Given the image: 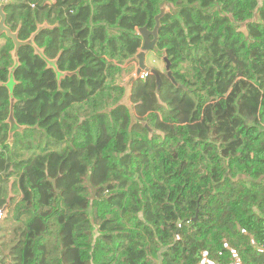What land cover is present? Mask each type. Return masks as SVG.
I'll return each instance as SVG.
<instances>
[{
    "label": "trees",
    "instance_id": "1",
    "mask_svg": "<svg viewBox=\"0 0 264 264\" xmlns=\"http://www.w3.org/2000/svg\"><path fill=\"white\" fill-rule=\"evenodd\" d=\"M161 1L5 7L20 40L37 23L52 24L36 45L49 59L60 53V71L78 73L58 88L33 48H19L14 117L32 128L15 133L11 148L0 86V207H10V191L21 194L5 217L12 225L0 264H264V0H180L195 6L165 11L155 43L174 82L158 68V92L152 74L132 82L130 130L125 107L100 112L122 95L116 79L140 51L138 29H153ZM2 38L5 82L13 44ZM66 155L81 170L64 190L48 165ZM88 172L94 198L82 184Z\"/></svg>",
    "mask_w": 264,
    "mask_h": 264
},
{
    "label": "water",
    "instance_id": "2",
    "mask_svg": "<svg viewBox=\"0 0 264 264\" xmlns=\"http://www.w3.org/2000/svg\"><path fill=\"white\" fill-rule=\"evenodd\" d=\"M11 1L12 0H0V37L2 35H4L5 37L9 38L13 44V48L9 51L12 64L8 68L7 80L5 82H0V86L5 87L8 91L9 111H8L7 117L5 118V120L3 122L8 126L6 143L9 145L10 148L13 146L15 133H21V132H23V130H25L27 128H32L28 125L19 124L14 117V105L16 102V99L14 97V89H15L16 85H18V82L15 80V77H14V72L20 64L19 58H18L19 48L21 46H26V45L31 46L33 48V54L38 55L40 58H42L44 60V62L46 63V68H52V70L54 71V73L56 75L58 88H60L61 79L78 73V70L60 71L57 67V60L59 58L60 53L55 58L49 59L44 55L43 48H40L38 45H36V43H35L36 35L42 29L51 27L50 25H48V23L46 21H44L42 23H37L36 29L25 40H20L18 38V31H19L20 24L15 30H11V28L6 24L5 7L7 5H9L11 3ZM167 3L168 2H166L165 0H162L159 3V13L155 16V25H154L152 30H148L145 26L140 27L138 29V33L142 37V46L140 48V51L135 55V59L137 60V66L134 70V73L130 74L125 81L121 82V86L123 87L122 96L112 106L104 108L103 110L100 111L101 113L108 114L113 109H115L117 107H120V106L125 107L128 111V114H129V124H128L129 130L137 122V120L134 116V113H133L132 105L130 103V88H131L132 82L136 78H138L140 72L143 71V72H146L147 74H152L153 76H155L156 91L157 92L161 88L160 75L155 68L150 67L146 64L145 53H146V51H150V50L156 52L155 43H156V40L158 37L157 28L159 25V17L164 13L163 8ZM178 3H179L178 9L180 7H183V6H189V7L195 6L193 4L182 3L180 0H178L176 3H168V4L173 5V4H178ZM173 14L176 15L177 12H175ZM52 28H53V26H52ZM162 60L165 64V69H166L168 77L171 79L172 82H174V79L171 75V71L169 69L170 63H169L168 59L166 57H163ZM180 86H182V85H180ZM34 127H36V126H34ZM50 181L52 182V184L55 188V179H50ZM56 191H58V190L56 189ZM94 192H95V189L93 191L92 198H94Z\"/></svg>",
    "mask_w": 264,
    "mask_h": 264
},
{
    "label": "rangeland",
    "instance_id": "3",
    "mask_svg": "<svg viewBox=\"0 0 264 264\" xmlns=\"http://www.w3.org/2000/svg\"><path fill=\"white\" fill-rule=\"evenodd\" d=\"M178 7H179V3L178 4H173V5H169L167 3L164 6L163 11L164 12L165 11H170L172 13H175V12H177ZM239 30L241 32H243V33H246V27L244 25L240 26ZM153 52L150 50V51H146V53H145L146 61H147L148 65L150 67L155 68V69L158 68L162 72H164L165 71V64H164V62L162 60L163 57L160 56L157 51L155 52L156 55ZM133 62L137 63V60L135 59V56H134V61ZM125 70L126 69H124V72L119 77V79H116V81L120 82V85H121V82L125 81L130 74L134 73V71H132L131 73H128V72H130L132 70V67H129L128 71H125ZM112 105H110V106H112ZM110 106L109 105L105 106L101 110H103L104 108L110 107ZM81 119H82V116H81ZM67 157H68V155H66V157L54 158L53 160H51V162L48 165V168H50V170H49L50 177L53 178L54 175L58 174L56 179H58V178L61 179V181L59 183V187L61 189H64V190L69 185V181L72 179L73 175L76 172H78L79 170H81L80 166L77 164V160L76 159H73V161L71 163H66L65 160H66ZM88 177H89V172L84 177V180H83L82 184L83 185H87L88 190H85V194L87 195V197L92 198L94 189H95L94 197L96 196L97 189L95 187H93V186H90V184L88 182ZM12 180H13V178H11L10 183H11ZM9 197L14 198V200L13 201L9 200L11 205H10L9 208H7V210H5L6 211L5 212V216L2 219H0V234H1V237H0V251L4 252L5 254L8 253V245H9V239H10L9 229H10V226L12 225V222L7 221V218L10 217L13 208L15 207V205H16L17 201L19 200V198L21 197V194L18 191L12 190V191H10ZM5 217H7V218H5Z\"/></svg>",
    "mask_w": 264,
    "mask_h": 264
},
{
    "label": "built area",
    "instance_id": "4",
    "mask_svg": "<svg viewBox=\"0 0 264 264\" xmlns=\"http://www.w3.org/2000/svg\"><path fill=\"white\" fill-rule=\"evenodd\" d=\"M146 75L147 73L142 71L139 74V78L144 79ZM5 212H6L5 209L0 207V219H2L5 216ZM263 249H264V246H263ZM228 264H242V263L240 262L239 259H234Z\"/></svg>",
    "mask_w": 264,
    "mask_h": 264
},
{
    "label": "crops",
    "instance_id": "5",
    "mask_svg": "<svg viewBox=\"0 0 264 264\" xmlns=\"http://www.w3.org/2000/svg\"><path fill=\"white\" fill-rule=\"evenodd\" d=\"M2 36H3V35H2ZM2 36L0 37V45L4 42V39L2 38ZM145 60H146V55H145ZM151 60H152V59H151ZM146 64L148 65L147 61H146ZM136 66H137V63H135V62H131V63L128 65L127 68L132 67V71H134L135 68H136ZM148 66H149V65H148ZM132 71H131V72H132Z\"/></svg>",
    "mask_w": 264,
    "mask_h": 264
},
{
    "label": "flooded vegetation",
    "instance_id": "6",
    "mask_svg": "<svg viewBox=\"0 0 264 264\" xmlns=\"http://www.w3.org/2000/svg\"><path fill=\"white\" fill-rule=\"evenodd\" d=\"M42 23V22H41ZM50 25H52V24H50ZM52 69V68H51Z\"/></svg>",
    "mask_w": 264,
    "mask_h": 264
}]
</instances>
